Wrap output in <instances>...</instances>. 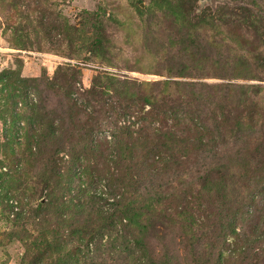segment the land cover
Listing matches in <instances>:
<instances>
[{"label": "rangeland", "instance_id": "374dc122", "mask_svg": "<svg viewBox=\"0 0 264 264\" xmlns=\"http://www.w3.org/2000/svg\"><path fill=\"white\" fill-rule=\"evenodd\" d=\"M0 264H264V0H0Z\"/></svg>", "mask_w": 264, "mask_h": 264}, {"label": "trees", "instance_id": "16d2710c", "mask_svg": "<svg viewBox=\"0 0 264 264\" xmlns=\"http://www.w3.org/2000/svg\"><path fill=\"white\" fill-rule=\"evenodd\" d=\"M93 28L96 29V33H95V37L93 39V44H92V48L93 49H91V51L93 53H95L96 50L102 48L104 38L102 37V28H101L100 25L99 26H93ZM62 78H63L64 81H67V82L70 80L69 75L67 76L66 74H64L62 76ZM70 84L68 82V86L67 87H69L71 89L73 86H71ZM66 96H67V98L69 97L68 96V93L66 94ZM144 103H145V105H149L151 107V110L152 111H153V109L156 108L155 105H151V103L149 102V100H145L144 99ZM64 115H66V113L63 111V116ZM89 128L90 127H85L84 125L83 126H80L78 124H74L73 126H70L68 128V130H67V134L69 135L68 138H70V139H76L78 137V138H80L79 139L80 142L84 143L83 141L86 138H88L89 136H91L90 134H92V131L91 130H87ZM60 130L61 129L59 128V131L58 130H56V131L53 130L52 133H51L52 136H53V134H55L56 132H58V133H60L62 135L61 137H63V139H61V140L59 139L55 143L64 142V140H65V134L66 133H64V130H62V132H60ZM159 132H162V133H160V134H157L156 133L157 141H158V146L159 145H163V144H167V143L168 144L169 143H173L176 140H178L177 137H172L171 136V134H172L171 131L163 132L162 130H159ZM114 133H111L110 140H108V141H111V143H112L111 150H112L113 153H115V152L116 153L117 152L120 153L122 150L133 151L137 145H140L142 139H145V138L146 139H149V136L148 135H146V134L141 135L142 131H139L136 136L135 135H132V133H123V132L119 136H116ZM91 138L94 139L93 138V135H92ZM98 143L100 144V141ZM44 144L45 143L43 142V145ZM30 145H32V144H30ZM41 151H46V150L43 148ZM72 152L75 154V149ZM69 173H70V169L68 168L66 170V172H64V174L61 176V182L66 181L68 186L70 184L72 185V180H71V177L69 176ZM79 193H81V195H84V196L87 197V191H85V190H83L81 188H79ZM91 199L92 198H90V200ZM42 207L43 206L39 205L38 206V210H42L43 209Z\"/></svg>", "mask_w": 264, "mask_h": 264}]
</instances>
